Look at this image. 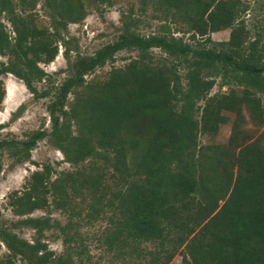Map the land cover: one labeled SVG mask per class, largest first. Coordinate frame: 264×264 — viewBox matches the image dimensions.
<instances>
[{
	"label": "trees",
	"instance_id": "1",
	"mask_svg": "<svg viewBox=\"0 0 264 264\" xmlns=\"http://www.w3.org/2000/svg\"><path fill=\"white\" fill-rule=\"evenodd\" d=\"M22 1L31 8L36 2ZM141 1L194 42L164 26L148 35L125 27L114 42L77 58L49 105L52 142L77 167L52 178L55 169L43 163L9 193L13 214L26 216L20 222L35 236L29 242L0 225V245L8 250L0 264H14L16 256L30 264H172L176 254L179 264H264V132L253 139L246 133L248 123H264V44L258 47V38L244 44L248 6L242 0ZM85 2L45 0L58 18L50 31L32 14L16 13L12 0H0L9 24L0 21V55L7 59L0 61V74L21 80L34 99L45 97L48 91L32 83L46 74L37 63L54 59L59 29L85 18ZM222 29L230 30L228 40L211 42L210 34ZM152 48L164 56L154 57ZM123 49L137 54L105 79H85ZM217 77L227 91L210 92ZM3 97L0 81V103ZM229 113L227 141L201 142L200 136L218 133ZM46 134L37 129L26 140H1L0 148L28 159ZM48 208L64 213L66 222L30 216ZM101 220L96 241L110 254L108 263L93 258L84 245L87 235L78 231ZM51 227L60 231L61 256L43 241Z\"/></svg>",
	"mask_w": 264,
	"mask_h": 264
},
{
	"label": "rangeland",
	"instance_id": "2",
	"mask_svg": "<svg viewBox=\"0 0 264 264\" xmlns=\"http://www.w3.org/2000/svg\"><path fill=\"white\" fill-rule=\"evenodd\" d=\"M15 12L18 14H32L34 22L39 27H46L52 31L53 19H58L55 12L45 5V0H36L33 8L24 3L22 0H12ZM86 15L81 22L68 21L64 29H59L60 39L57 42V54L52 61H39L37 66L46 73L41 80L33 79L32 83L39 91L47 90L48 94L39 99H34L31 93L26 89L21 80L11 74H0V81L4 90V97L0 103V141L1 140H26L29 135L37 130L43 129L47 134L38 139L34 147L30 150L28 159L21 157L20 160L16 156H9V149L6 147L0 148V225L7 228L9 231L15 232L19 237L25 238L29 242L35 236L34 229L20 222L26 216H16L10 209L7 200L8 195L12 190L20 189L22 184L28 179L31 172L41 169L42 164L49 162L55 169L52 178L58 176L61 171L74 170L76 166L64 160L63 153L56 148L52 142V137L49 135L51 130V121L49 114V105L55 99L57 88L67 76L73 72L72 65L78 57H88L96 50L107 43L114 42L123 32L125 27H128L130 32H135L140 35H148L151 33H160L161 26L167 27L169 33L176 37H182L184 41L193 43L187 33L177 31L178 26L171 22L163 21L156 17L157 12L153 7L146 3L144 5L141 0H106L100 2L97 0H86ZM247 4L248 9L243 14V20L248 34L245 45L254 38L260 41L258 47L264 44V0H242ZM24 9V10H23ZM0 21L7 26L6 14L0 15ZM229 29H222L218 32L210 34L211 42H223L229 38ZM211 42H207V47L212 46ZM226 49V46H219L217 49ZM65 48L67 50H65ZM65 52L68 53L69 59L65 57ZM137 54L134 49H123L114 54V59L108 61L101 67H96L92 72L86 74V80L91 78L105 79L112 67H120L127 62L131 57ZM154 57L164 56L158 48H152ZM6 57L0 55V61L6 62ZM179 71L183 73L180 68ZM264 72V70H263ZM222 79L217 77L211 93L225 92L227 86H221ZM235 89L241 87L231 84ZM77 88V87H76ZM264 105V92L259 94ZM73 100V92L67 94L66 102L63 109L68 110ZM20 104L22 107L19 108ZM55 114L60 116L59 109L56 107ZM230 119L227 123L222 124L218 133L213 136H200V141L225 143L230 134L233 114L229 113ZM247 136L251 139L257 134L264 132V123L255 127L251 123L246 125ZM71 129L75 132V126L72 124ZM20 153L19 155H21ZM22 156V155H21ZM83 162L82 164H85ZM50 196L48 199L50 200ZM50 216L52 219L58 220L63 225L67 217L64 213L48 209L34 210L30 216L41 217ZM104 221L95 223L94 225L82 224L78 231L84 237V245L87 246L93 258L102 256L105 261L110 262V254L105 253L104 249L96 241L97 226H104ZM43 241L47 243L55 256L64 254V247L60 237V231L57 227H51L44 231ZM147 247H153L152 244H145ZM8 254L6 247L0 245V258ZM181 255L176 254L172 259V264H179ZM14 264H30L25 259L16 256ZM111 264H121L113 260Z\"/></svg>",
	"mask_w": 264,
	"mask_h": 264
},
{
	"label": "crops",
	"instance_id": "3",
	"mask_svg": "<svg viewBox=\"0 0 264 264\" xmlns=\"http://www.w3.org/2000/svg\"><path fill=\"white\" fill-rule=\"evenodd\" d=\"M218 32V31H217ZM213 33H215V32H213ZM212 34V33H211Z\"/></svg>",
	"mask_w": 264,
	"mask_h": 264
}]
</instances>
